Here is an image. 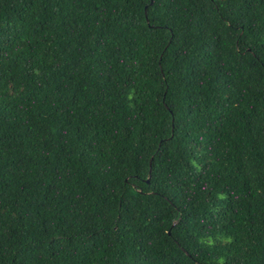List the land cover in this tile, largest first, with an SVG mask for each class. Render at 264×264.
Returning a JSON list of instances; mask_svg holds the SVG:
<instances>
[{
  "label": "trees",
  "instance_id": "obj_1",
  "mask_svg": "<svg viewBox=\"0 0 264 264\" xmlns=\"http://www.w3.org/2000/svg\"><path fill=\"white\" fill-rule=\"evenodd\" d=\"M0 264H264V0H0Z\"/></svg>",
  "mask_w": 264,
  "mask_h": 264
}]
</instances>
